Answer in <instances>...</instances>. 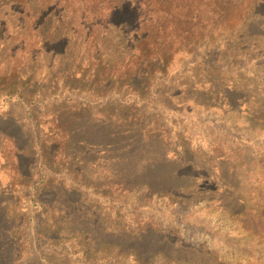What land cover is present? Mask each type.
<instances>
[{"label": "rangeland", "instance_id": "374dc122", "mask_svg": "<svg viewBox=\"0 0 264 264\" xmlns=\"http://www.w3.org/2000/svg\"><path fill=\"white\" fill-rule=\"evenodd\" d=\"M42 1L0 0V264H264L250 227L264 223V0L171 67L172 85H143L147 110L84 102L130 91L114 70L100 85L94 66L66 71L82 53L65 35L27 48L60 22ZM123 9L114 21L130 20ZM113 29L120 55L129 38Z\"/></svg>", "mask_w": 264, "mask_h": 264}, {"label": "trees", "instance_id": "16d2710c", "mask_svg": "<svg viewBox=\"0 0 264 264\" xmlns=\"http://www.w3.org/2000/svg\"><path fill=\"white\" fill-rule=\"evenodd\" d=\"M28 1L31 2V0ZM40 3L45 4L44 8L52 5L55 8L54 11L59 13L60 22L57 27H54L53 24L46 30L40 26L38 32L35 31L34 35L32 34L33 37L25 41L27 48L31 45L30 49L35 50L41 43L45 45L48 35H54L49 40L52 44L56 42L60 34L65 35L69 46L78 51L79 55L82 53L81 59L77 56L80 59L79 62L71 53V62L76 61L75 66L71 68L75 69L66 71H76L81 67L94 66L96 71L104 72L100 73V76L95 75L96 83L100 85L107 81L101 75H108L106 72L114 70V76H118L117 82L123 80L125 87L130 91L125 93L113 90L110 94L98 97L84 92V94H89V98H86L84 102L91 104L92 100H97L103 106L117 105L127 110H133L136 107L147 110L152 106V102L144 99L139 93V91L145 90L144 88L148 89L143 85L157 82L172 85L174 80H168L170 75L168 72L171 67L177 66V71L181 73L184 67L182 60L185 59L187 62L188 59H192L204 42L210 41L220 34L231 35L230 38L234 36L236 29L241 28L245 21L246 9L243 6L244 4L249 5L247 0H43ZM125 6H128L131 14L130 20L114 21L113 18L117 15L120 16ZM229 6L235 7L229 9V14L226 15L225 9ZM27 11V17L33 21L34 10L30 5H28ZM115 23H119L120 29L129 38V41L116 43L119 44L117 49L122 50L120 55L112 49V42L107 39L111 31L114 30ZM27 27L26 33L29 34L30 31L32 33L33 25L31 28V24L28 23ZM59 27L61 28L58 29ZM26 53H28L30 63L33 64L39 65L40 60L46 59L42 51L38 53L37 57L35 53L27 50ZM96 63L98 65L103 63L104 67L100 68L98 65L96 66ZM202 64L205 67L208 66V64ZM202 64L196 65L202 66ZM58 66L59 72H62L63 65L59 64ZM115 66L117 67L115 68ZM111 73L113 75V71ZM151 73L155 80L149 78ZM174 74L173 76H176V73ZM158 76L159 78H157ZM54 78L57 79L58 76ZM155 86L156 84L151 85V88ZM62 92H58L60 95L55 94L59 100L64 98ZM64 92L71 93L67 90ZM55 96L47 95L46 99ZM6 98L19 99L15 94H7ZM22 99L18 101H22ZM74 101L76 102V100ZM35 104L40 105L39 103ZM158 109L164 112L166 108L160 106ZM261 211V216L256 217L258 220L264 218V210ZM261 223L262 225L254 224L252 221L250 227L255 232L258 228L263 229L264 232V227H262L264 223L262 221ZM244 230L246 232L253 231L248 227Z\"/></svg>", "mask_w": 264, "mask_h": 264}]
</instances>
